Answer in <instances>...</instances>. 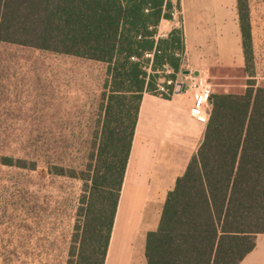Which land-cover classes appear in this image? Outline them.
Returning <instances> with one entry per match:
<instances>
[{
    "label": "trees",
    "instance_id": "obj_1",
    "mask_svg": "<svg viewBox=\"0 0 264 264\" xmlns=\"http://www.w3.org/2000/svg\"><path fill=\"white\" fill-rule=\"evenodd\" d=\"M245 59L252 55L250 0H237ZM164 0H0V43L109 64L103 119L81 168L54 165L57 175L85 181L82 227L67 264H105L140 101L151 81L141 62L168 18ZM140 36V38H139ZM161 45L182 51L173 30ZM167 49V48H166ZM180 70L173 54L155 65ZM0 163L29 168L26 160ZM33 163L29 169H35ZM264 233V86L247 80L241 93H215L203 140L164 201L156 229L146 236L147 264H240Z\"/></svg>",
    "mask_w": 264,
    "mask_h": 264
},
{
    "label": "rangeland",
    "instance_id": "obj_2",
    "mask_svg": "<svg viewBox=\"0 0 264 264\" xmlns=\"http://www.w3.org/2000/svg\"><path fill=\"white\" fill-rule=\"evenodd\" d=\"M160 48L174 56L179 51ZM109 69L103 62L0 43V157L36 164L32 170L0 163V264H67L82 227L85 181L57 175L54 165L69 170L88 162ZM249 79L264 86L262 43H252L243 68L213 73L208 81L213 94L241 93ZM133 191L129 186L124 196L109 264H147L146 236L158 226L160 206L149 202L140 219L142 190Z\"/></svg>",
    "mask_w": 264,
    "mask_h": 264
},
{
    "label": "crops",
    "instance_id": "obj_3",
    "mask_svg": "<svg viewBox=\"0 0 264 264\" xmlns=\"http://www.w3.org/2000/svg\"><path fill=\"white\" fill-rule=\"evenodd\" d=\"M182 8L185 30L181 52L195 76L208 80L213 73L244 67L237 0H183ZM249 9L252 43L264 44V0H250ZM174 27L171 19L162 18L157 35L167 36ZM193 105L192 94L186 89L168 96L143 93L111 239L115 231L117 235L116 220L129 186L133 193L142 190L140 219L145 218L149 202L160 206L161 215L168 192L203 140L209 117H193ZM240 264H264V233L257 236L255 248Z\"/></svg>",
    "mask_w": 264,
    "mask_h": 264
},
{
    "label": "built area",
    "instance_id": "obj_4",
    "mask_svg": "<svg viewBox=\"0 0 264 264\" xmlns=\"http://www.w3.org/2000/svg\"><path fill=\"white\" fill-rule=\"evenodd\" d=\"M182 2L183 0H164V8L169 5L167 9L168 18L173 21L175 28L181 30L180 35L183 38L185 16ZM158 37L156 32L154 36L155 46L152 50H144L140 57H130L132 61L141 62L142 69L146 71L147 86L149 81L152 82L150 92L161 96H168L177 91L179 84L185 83V89L191 92L194 101V105L190 110L192 116L202 119L208 118L211 112V96L213 94L210 82L205 79H199L192 72L189 75L182 74L183 70L188 69L189 63L181 51L175 52V56L180 59L179 71H175L167 62L161 66L155 65L156 54H161V50H159L157 44ZM161 37L164 36L162 35Z\"/></svg>",
    "mask_w": 264,
    "mask_h": 264
},
{
    "label": "bare ground",
    "instance_id": "obj_5",
    "mask_svg": "<svg viewBox=\"0 0 264 264\" xmlns=\"http://www.w3.org/2000/svg\"><path fill=\"white\" fill-rule=\"evenodd\" d=\"M119 218H120V215L118 216V218L116 220V226L118 225ZM115 238H116V231H115L114 236L111 239L110 248H109V251L107 253L106 264H109L110 263V259H111V255H112V250H113V244H114ZM133 252H134V250H133ZM131 261H132V258H131Z\"/></svg>",
    "mask_w": 264,
    "mask_h": 264
},
{
    "label": "water",
    "instance_id": "obj_6",
    "mask_svg": "<svg viewBox=\"0 0 264 264\" xmlns=\"http://www.w3.org/2000/svg\"><path fill=\"white\" fill-rule=\"evenodd\" d=\"M191 73V70L189 69H186V70H183L182 71V74L184 75H189ZM185 87H186V84L185 83H181L177 86V91H184L185 90Z\"/></svg>",
    "mask_w": 264,
    "mask_h": 264
}]
</instances>
